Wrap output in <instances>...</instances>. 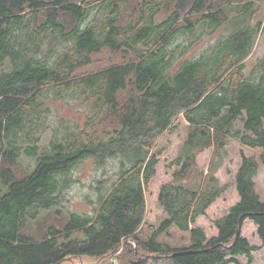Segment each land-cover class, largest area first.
Listing matches in <instances>:
<instances>
[{"label": "trees", "instance_id": "obj_1", "mask_svg": "<svg viewBox=\"0 0 264 264\" xmlns=\"http://www.w3.org/2000/svg\"><path fill=\"white\" fill-rule=\"evenodd\" d=\"M262 1L0 0V264L101 259L120 247L123 264H240L241 256L253 264L256 248L241 232L253 222L264 248L255 182L264 165V57L247 65ZM105 50L122 61L79 74ZM71 103L79 118L60 114ZM180 119L188 133L171 180L158 185L159 141ZM231 142L261 155L239 151L229 203L217 176L229 154L207 176L197 158L211 151L216 160ZM22 157L34 167L20 174ZM88 160L103 170L93 212L31 231L43 213L61 214ZM150 194L165 217L143 234ZM173 228L188 234L187 245L163 241Z\"/></svg>", "mask_w": 264, "mask_h": 264}, {"label": "rangeland", "instance_id": "obj_2", "mask_svg": "<svg viewBox=\"0 0 264 264\" xmlns=\"http://www.w3.org/2000/svg\"><path fill=\"white\" fill-rule=\"evenodd\" d=\"M263 9L261 13V19L263 20V30L258 37L257 43L255 45L253 54L247 61L248 69L250 70L256 60L264 57V0L262 1ZM122 61L121 55L114 54L108 50L103 51L102 53L93 56V62L90 66L79 71L81 73H88L92 71H97L102 68H105L111 64L119 63ZM73 108L68 107L67 105H62L61 115L66 118H79L78 110L80 105L77 103H71ZM84 113V111H83ZM82 113V114H83ZM177 131L173 134L164 135L159 141L158 150L163 152V162L160 167L159 172V183L168 182L171 180L172 171L169 169L170 162L177 157L179 150L182 147V144L188 133V127L186 122L183 119H180L177 122ZM53 136V130L49 129L42 136L41 145H47ZM239 151L244 152L245 155L253 156L260 160L261 151L258 149H249L242 147L237 142H231L230 145L219 152L218 158L215 160L213 152L207 151L200 154L197 158V167L201 171L203 176H207L212 172L214 167H217L221 163L222 157H227L229 154V159L225 162L224 166L218 171L217 176L222 180V182L228 185L229 190L226 196L228 197L229 203L234 202L235 193H234V180H233V170L238 166ZM232 159V160H231ZM34 160L22 157L19 162L18 171L19 173H24L28 170H31L34 167ZM108 176H113L114 170L113 167L108 164L106 167ZM102 171L95 169L92 161L88 160L80 164L75 171L76 183L70 189L67 194V202L65 207L62 209L60 215H57L55 212L49 214L43 213L41 215V221L30 224V230L37 234L41 226L45 224H54L63 222L69 212L80 213V214H91L94 210L95 200L97 199L96 193L92 188L94 181L102 176ZM202 175L199 176L196 172L190 176L192 183L200 182ZM256 188L260 194L262 200L264 201V165L261 163V168L258 176L255 179ZM165 215L163 211L158 207L157 202L154 199L152 194L148 195V215L147 222L144 226L143 234H148V229L150 226L157 227ZM59 218V220H57ZM209 227H211L210 223ZM242 237L246 238L249 243L256 248L252 252L254 258L253 264H264V248L262 242L258 235V228L251 221H245L242 227ZM163 241L170 243L171 245L184 246L188 244V234L182 233L175 228L170 231L169 236H165ZM124 247H120L112 253L101 259L82 257L75 258L74 260H66L63 264H123L119 261L122 255L124 254ZM240 264H248V258L241 256L236 258ZM158 264H171L168 261H161Z\"/></svg>", "mask_w": 264, "mask_h": 264}, {"label": "water", "instance_id": "obj_3", "mask_svg": "<svg viewBox=\"0 0 264 264\" xmlns=\"http://www.w3.org/2000/svg\"><path fill=\"white\" fill-rule=\"evenodd\" d=\"M78 258L82 259V257H78ZM74 259L75 257L66 258L64 261L60 262L59 264H63L66 260H74Z\"/></svg>", "mask_w": 264, "mask_h": 264}]
</instances>
